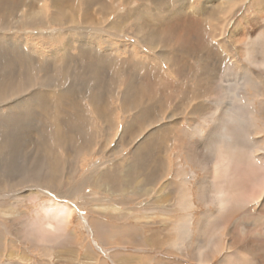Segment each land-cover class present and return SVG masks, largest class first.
Returning <instances> with one entry per match:
<instances>
[{
	"label": "rangeland",
	"instance_id": "374dc122",
	"mask_svg": "<svg viewBox=\"0 0 264 264\" xmlns=\"http://www.w3.org/2000/svg\"><path fill=\"white\" fill-rule=\"evenodd\" d=\"M260 14L264 15V0H0V127L6 129L13 121L17 126L19 165L33 167L40 157L49 158V152L61 156L52 159L51 174L44 171L36 177H52L61 188L46 191L52 195L67 192L78 205L69 227L76 237L71 256L60 254L55 259L52 252L42 257L29 253L28 244L23 247L16 241L21 239L18 225L7 240L19 249L0 264H198L193 248L205 208L195 202V182L201 173L186 164L182 155L176 157V151L170 154L167 147L172 139L159 140L161 132L156 129L169 126L177 133L192 119H199L184 113L200 102L196 98L203 91L206 70L214 74L221 56L231 54L232 48L239 50L242 43L237 40L244 31L255 32L252 22ZM196 23L211 26V35L222 33L219 46L200 40L204 32ZM243 65L237 62L234 69L239 71ZM229 79H233L231 74ZM134 99L142 106L133 111ZM149 113L147 119L142 117ZM211 126H204V133ZM135 136L142 138L136 142ZM155 137L153 152L133 170L136 150ZM79 152L84 157L79 163L66 158ZM153 165L157 166L155 177L149 173ZM175 165L181 168L176 181L172 176ZM116 171L126 175L127 183L132 181L125 193L132 191L133 200L139 199L125 207L119 202L114 211L120 198L116 200L113 193ZM31 176L24 179L19 169L0 173V190H19ZM37 179L25 186H40ZM183 180L189 202H166L172 195L176 198L175 189ZM97 181H102L101 190L91 185ZM84 196L95 199L83 202ZM40 198L47 197L42 194ZM38 203L22 202L14 209L11 202H5L0 216L11 228L10 215L28 218ZM100 207H104L99 212L105 223L119 230L103 246L84 225V220L97 219ZM122 213H126L123 218ZM185 220L190 233L181 236L175 228ZM230 248L210 264H219L221 259L222 264H237L243 248ZM248 248L254 263L264 264V244Z\"/></svg>",
	"mask_w": 264,
	"mask_h": 264
},
{
	"label": "bare ground",
	"instance_id": "6f19581e",
	"mask_svg": "<svg viewBox=\"0 0 264 264\" xmlns=\"http://www.w3.org/2000/svg\"><path fill=\"white\" fill-rule=\"evenodd\" d=\"M216 15L218 14L216 13ZM252 23L255 25L253 27L255 32H252L251 35L248 30L244 31L241 39L237 40L238 43H242V45L240 43L239 50L232 51V48L231 54L220 55L221 63L216 67L214 74H211L212 70L210 71L209 68L206 70L202 79L203 91L201 90V95L196 98L200 102L198 105L193 106V111L188 113L185 110L184 113L186 116H197L199 119L197 121L192 119V121H189L191 122L188 124L189 126H181V130L177 133H175L176 130L168 129L169 126L167 129H165L166 126L156 129L161 132L159 140L168 136L172 139V145L167 147L170 154L176 151V157L182 155L186 164L191 165L201 173V179L195 182V202H201L205 208V212L201 214L197 224L198 239L195 249L193 248L195 252L194 259L198 264H210L213 259L222 253V250L231 249L230 246L235 247V249L243 248L241 249L242 254L238 255L236 259L234 258L235 263L255 264L254 254L250 252L248 247L257 243L264 244V15L255 16ZM195 26L200 27L201 31L204 32L203 34L200 32V40L204 42L207 40L209 42L214 41L219 46L217 40L221 41L222 33L211 35V26L202 27L203 25L201 26L200 23H196ZM186 27L188 26L186 25ZM233 42H236V40ZM237 62H245V65L239 71L234 69ZM230 74L233 76L231 80L229 79ZM229 92L231 93L230 98L222 99ZM132 93L134 94V92ZM126 95L127 92L123 96L125 102L127 101ZM135 101L136 105H131L132 110L134 108L136 110L137 107L139 109V106H142L137 100ZM204 105L207 108H204ZM75 109L80 110L81 108L75 107ZM51 112L56 116L57 112L55 110ZM149 115L150 113L142 115V117L147 119ZM167 121L173 120L169 119ZM13 122L7 123L9 125L6 129L0 127V138L2 140L0 141V173L8 175L19 169L23 172L24 179L31 176L29 174H32L33 178L31 176V179L21 183L19 190H0V214H3V209L6 207L5 202H11V207L14 209L22 205V202L39 203L30 211L28 218L20 213L9 214L11 217L9 218L4 213V218H9L11 228L6 220H2V215L0 216V262L5 258L12 259L19 249L13 241L7 240L8 237H11L12 230H16L18 225L20 226V233L18 234L21 239L16 241L18 243L22 242L23 247H27L28 244L29 253L42 257L44 254L48 252L51 254L50 252H52L55 259H59L60 254L71 256L76 250V237L69 231V227L72 224L74 213L78 210V205L72 199V195L69 196L67 192L52 195L46 191L61 188H59V182L54 181L52 177L47 180H42V176H39L38 179L36 177L40 172L50 173L53 170L52 161L61 156L55 157L49 152V158L40 157L37 165L34 164L33 167L19 165L21 156L20 149L17 146L20 137L17 126H13ZM208 124L212 126L204 133L203 127ZM149 127H152V125L149 124ZM150 133V135H153L154 131ZM140 136L143 137V135ZM140 136H135L136 142L140 141V138H142ZM156 137L153 139L154 141L145 142V145H141L142 147L136 150L135 160L132 159L133 170L137 169L139 165L141 167L144 164L143 160L147 158L146 156L151 155L153 152L152 143L156 142ZM143 151H146L147 154L143 153L142 155ZM66 158L71 162L79 163L84 157L79 152L74 155H66ZM23 159H26V157ZM157 166L150 167L151 177H155L154 173L157 172L155 170ZM180 169V166L175 165L174 174L172 173L174 180H178ZM115 175L117 177L114 180L112 179L116 183L113 193L116 200L118 196L120 198L112 207L114 211L118 210L119 202L124 206L127 202H134L139 199L138 196L136 200H133L132 191L129 194L125 193L126 186L131 185L132 181L127 183L126 175L120 171H116ZM150 175L148 176L149 181ZM189 178L194 180L193 174H190ZM32 179H37L40 186H25ZM101 182L97 181L91 185L101 190ZM117 183H119L118 186ZM182 184L181 186L180 182V187L178 186L175 189L177 191L176 198L172 195L166 202H189V198L184 194V180ZM42 194L46 195L45 200H41L40 196ZM90 199L88 196H84L83 202H90ZM103 208H96L97 219L84 220V225L87 223L88 228L94 233L95 240L98 241L97 244L100 246L105 245L110 236L114 237L115 234H119L118 228L107 225L101 217L103 213L99 211ZM125 215L122 213L121 218ZM113 218L118 219L119 217L114 216ZM176 228L175 231H179L181 236H187L190 233L186 220L183 223L180 222L179 225L177 224ZM121 229L123 231V228ZM233 236H238V238L231 239ZM230 239L233 240L232 243H229ZM243 244L246 248L243 247ZM98 249L102 250L101 247ZM7 250L8 253H6ZM88 252L89 254L92 252L90 247L87 249ZM111 258L118 259L117 256ZM221 261L223 262V259ZM222 262L219 264H222ZM18 264L22 263L19 262Z\"/></svg>",
	"mask_w": 264,
	"mask_h": 264
},
{
	"label": "snow or ice",
	"instance_id": "6c2138e0",
	"mask_svg": "<svg viewBox=\"0 0 264 264\" xmlns=\"http://www.w3.org/2000/svg\"><path fill=\"white\" fill-rule=\"evenodd\" d=\"M230 96H231V93L229 92V93H227L224 97H222V99H229Z\"/></svg>",
	"mask_w": 264,
	"mask_h": 264
}]
</instances>
